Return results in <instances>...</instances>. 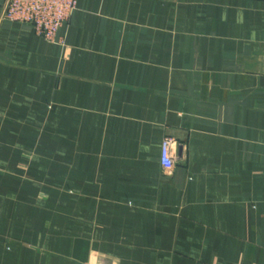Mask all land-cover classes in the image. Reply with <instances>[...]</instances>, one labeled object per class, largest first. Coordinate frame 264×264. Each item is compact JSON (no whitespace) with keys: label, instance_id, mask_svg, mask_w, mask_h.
I'll return each instance as SVG.
<instances>
[{"label":"crops","instance_id":"crops-1","mask_svg":"<svg viewBox=\"0 0 264 264\" xmlns=\"http://www.w3.org/2000/svg\"><path fill=\"white\" fill-rule=\"evenodd\" d=\"M6 1L0 264H264V0Z\"/></svg>","mask_w":264,"mask_h":264},{"label":"built area","instance_id":"built-area-1","mask_svg":"<svg viewBox=\"0 0 264 264\" xmlns=\"http://www.w3.org/2000/svg\"><path fill=\"white\" fill-rule=\"evenodd\" d=\"M77 8L78 0H7L4 17L29 24L39 37L55 42ZM60 39L62 41L61 36ZM175 144L176 140L169 136L162 144L160 160L167 174L176 166Z\"/></svg>","mask_w":264,"mask_h":264},{"label":"rangeland","instance_id":"rangeland-1","mask_svg":"<svg viewBox=\"0 0 264 264\" xmlns=\"http://www.w3.org/2000/svg\"><path fill=\"white\" fill-rule=\"evenodd\" d=\"M6 2H7V1H6ZM5 4H6V3H5ZM4 7H5V6H4ZM4 10H5V9H3V18H4L5 20H8V21L11 22V23H16V22H12V21H10L9 19H7V18L4 17ZM69 21H70V20H69ZM68 23H69V22H68ZM68 23H67V24H68ZM67 24H66V25H67ZM43 39H44V38H43ZM44 40H45V39H44ZM46 41H47V40H46ZM48 42H51V41H48ZM55 42H62L61 39H60V36L56 39Z\"/></svg>","mask_w":264,"mask_h":264}]
</instances>
